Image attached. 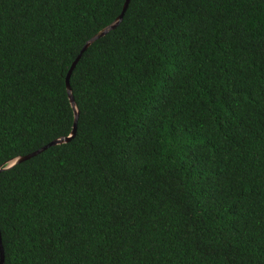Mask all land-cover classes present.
<instances>
[{"label":"trees","instance_id":"1","mask_svg":"<svg viewBox=\"0 0 264 264\" xmlns=\"http://www.w3.org/2000/svg\"><path fill=\"white\" fill-rule=\"evenodd\" d=\"M0 0L4 264H264V0Z\"/></svg>","mask_w":264,"mask_h":264},{"label":"water","instance_id":"2","mask_svg":"<svg viewBox=\"0 0 264 264\" xmlns=\"http://www.w3.org/2000/svg\"><path fill=\"white\" fill-rule=\"evenodd\" d=\"M130 2L131 0H126V3L124 5V8H123V11H122V14L117 18V20L112 23L111 25H109L108 27H106L105 29H103L101 32H99L97 35H95L92 39H90L86 45L83 47L80 55L78 56V58L75 60L74 64L72 65L69 73H68V76H67V79H66V88H67V93H68V97H69V100L71 102V105H72V108L75 112V120H74V126H73V131L71 133V135L69 137H63L61 139H58V140H55L53 141L52 143H50L49 145H47L46 147L38 150L37 152L35 153H32V154H29L27 156H24V157H20L18 158L15 162H13V164L11 166H9V168H6V169H10L16 165H19V164H22L24 162H27L39 155H41L42 153H44L45 151H47L48 149L52 148V147H56V146H61V145H64V144H68L70 143L75 137H76V134H77V128H78V121H79V111L77 109V104L75 102V99H74V96H73V91H72V88H71V85H70V79H71V76L77 66V64L80 62L82 56L84 55V53L95 43L97 42L99 39L101 38H104L105 36H107L110 32L116 30L120 24L123 22V19H124V16L128 10V7L130 5ZM4 171L3 169H0V173ZM5 263V254H4V249H3V246H2V239H1V234H0V264H4Z\"/></svg>","mask_w":264,"mask_h":264}]
</instances>
